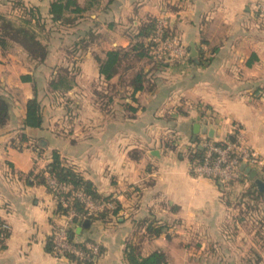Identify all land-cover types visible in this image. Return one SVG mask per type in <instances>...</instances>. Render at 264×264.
I'll use <instances>...</instances> for the list:
<instances>
[{"label": "crops", "instance_id": "crops-1", "mask_svg": "<svg viewBox=\"0 0 264 264\" xmlns=\"http://www.w3.org/2000/svg\"><path fill=\"white\" fill-rule=\"evenodd\" d=\"M53 1L0 0L16 24L24 10L38 13L48 49L39 64L17 44L0 47V96L11 107L0 130V220L9 227L0 264H59L47 247L63 220L39 183L55 153L119 208L76 229L78 241L98 246L91 264H129L133 248L141 258L161 252L167 264H264V190L249 175L224 188L193 175L189 160L207 126L214 142L240 135L264 161V0H95V9L77 0L84 15L73 26L52 23ZM163 18L186 53L154 71L141 62L151 83L132 101L122 78L104 80L98 59ZM64 70L72 88L51 93ZM35 95L42 125L26 128ZM252 187L256 200L245 195Z\"/></svg>", "mask_w": 264, "mask_h": 264}, {"label": "trees", "instance_id": "trees-1", "mask_svg": "<svg viewBox=\"0 0 264 264\" xmlns=\"http://www.w3.org/2000/svg\"><path fill=\"white\" fill-rule=\"evenodd\" d=\"M95 2V0H93ZM83 11L77 0H54L50 7V20L53 24L62 26H73L77 19L78 14ZM158 20L153 19L145 26L139 28L137 34H135L134 43L127 50H117L108 52L104 60L98 59L100 74L106 82L111 81L114 77L119 76L123 80L121 83L127 84L131 88V100L135 101V95L138 92L145 90L146 85L151 83L149 79L150 73H145L143 67H138L143 61L153 64L151 71L165 68L168 64V56L166 52H162L163 56L158 57L155 55V51L160 48L159 44L153 41L156 34ZM37 28L34 27V25ZM44 31V26L41 24V19L38 13L34 9L24 10L21 21L16 24L13 20L7 18L0 13V47L3 50H8L13 44L21 46L29 55L31 60L41 64L45 61L48 49L44 45L40 38L39 33L36 31ZM173 36L170 29H166L163 39H167ZM72 74L64 70L63 74H59L55 80L50 84L51 93H66L72 88ZM10 104L8 101L0 96V130L5 127L10 117ZM131 111L136 112L135 108L130 107ZM42 125V108L37 96L30 100L27 104V117L24 121L26 128H40ZM23 141H25L23 139ZM217 145H222L217 142ZM204 150L200 147L196 148L189 155L190 164H197L203 159ZM45 175L39 176V183L44 184L59 198L64 197L67 201V207H63L61 204L57 206L58 215H66L68 211L74 210L81 215L83 222L85 219L91 221L105 220L110 215H116L119 211L118 205L110 197H103L98 194L95 186L84 179V177L77 172V170L65 164L59 154L55 153L53 156V162L49 165ZM49 179H54L58 183L71 187L73 191H80L87 197L91 198L96 203H106L111 205L102 212L88 216L84 209L83 204L78 199L71 198L70 193L62 191H55L49 185ZM245 195L253 200L260 195V191L256 187H252ZM0 224L2 221L0 220ZM161 229L155 230L156 235L161 233ZM1 234V232H0ZM8 234V233H7ZM7 237V235H6ZM5 237V239H6ZM77 238L76 230L69 231V239L77 248H82L86 254H89V250L86 248V242L75 243ZM4 240H0V247H3ZM48 251L53 253L52 239L48 242ZM96 257V256H95ZM93 257V261L94 258ZM71 261L75 258L68 255ZM129 264H167L166 256L161 252H155L147 258H141L137 256L136 249H132L128 254ZM88 264V263H86Z\"/></svg>", "mask_w": 264, "mask_h": 264}, {"label": "built area", "instance_id": "built-area-1", "mask_svg": "<svg viewBox=\"0 0 264 264\" xmlns=\"http://www.w3.org/2000/svg\"><path fill=\"white\" fill-rule=\"evenodd\" d=\"M260 16L264 22V3L259 5ZM166 20L163 18L158 21L156 34L153 41L159 44L160 48L155 51V55L162 57V52H166L168 58H180L186 52L175 37L163 39L166 30ZM169 60V59H168ZM234 140H227L221 142L222 145H217L208 136H203L199 144H194L192 151L200 147L204 150L203 159L197 164H190L191 173L199 178L211 180L224 188H230L233 184L242 183L247 181V174L241 170V166L245 164L251 170L257 171L264 176V161L258 156L257 153L252 152L246 145L243 144L241 136L233 137ZM49 185L55 191H62L70 193L71 198L78 199L83 204L88 216L95 213L102 212L103 210L111 207L106 203H96L91 198L87 197L80 191H73L71 187L58 183L54 179H49ZM58 204L67 207V201L64 197L59 198L55 194ZM62 224H56L54 227L51 239L53 245V253H51L59 262V264H91L93 257L98 254V246L88 243L86 241H78L75 243L86 242V248L89 254H86L82 248H77L69 239V231L77 229L83 224V218L79 213L70 210L66 215H59ZM87 220V219H85ZM84 220V221H85ZM9 227L6 223L0 224V240H4ZM71 255L75 258L71 261L68 258Z\"/></svg>", "mask_w": 264, "mask_h": 264}, {"label": "water", "instance_id": "water-1", "mask_svg": "<svg viewBox=\"0 0 264 264\" xmlns=\"http://www.w3.org/2000/svg\"><path fill=\"white\" fill-rule=\"evenodd\" d=\"M194 54V53H192ZM200 129V125H196L195 126V134L198 135L199 134V130ZM204 133H206L208 135V138L212 139L213 135H214V131L211 129L209 130V128L207 126H204L203 128ZM208 129V130H207ZM241 170L244 171L247 175L250 176L251 180H255L256 185L258 186L259 190H264V182L260 179H257L258 177V172L255 170H251L249 167H247L245 164H243L241 166ZM90 223V220L87 219L83 222V225L77 228V233H81V231L84 228H87L88 224Z\"/></svg>", "mask_w": 264, "mask_h": 264}, {"label": "rangeland", "instance_id": "rangeland-1", "mask_svg": "<svg viewBox=\"0 0 264 264\" xmlns=\"http://www.w3.org/2000/svg\"><path fill=\"white\" fill-rule=\"evenodd\" d=\"M89 1V2H88ZM87 1V3H89V5L91 6V8H93V9H95V2L93 1V0H88ZM79 16H82L83 17V15H84V13H83V11H81V13L80 14H78ZM79 62V61H78ZM73 68H75L76 69V71H77V69H78V67L76 66V67H73ZM249 149H251L249 146H247ZM192 148H194V147H191V149ZM252 150V149H251ZM252 152H255L254 150H252ZM190 153H192V150L189 152V155H190ZM259 156V155H258ZM262 159V158H261ZM191 166V165H190Z\"/></svg>", "mask_w": 264, "mask_h": 264}]
</instances>
